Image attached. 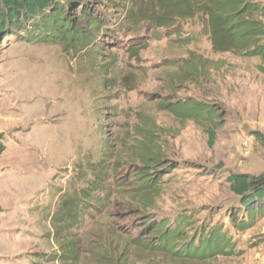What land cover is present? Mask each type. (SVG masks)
I'll return each mask as SVG.
<instances>
[{
  "label": "rangeland",
  "instance_id": "rangeland-1",
  "mask_svg": "<svg viewBox=\"0 0 264 264\" xmlns=\"http://www.w3.org/2000/svg\"><path fill=\"white\" fill-rule=\"evenodd\" d=\"M228 1L91 0L65 15L100 32L0 39V264H264L230 183L264 178V0Z\"/></svg>",
  "mask_w": 264,
  "mask_h": 264
},
{
  "label": "trees",
  "instance_id": "trees-1",
  "mask_svg": "<svg viewBox=\"0 0 264 264\" xmlns=\"http://www.w3.org/2000/svg\"><path fill=\"white\" fill-rule=\"evenodd\" d=\"M90 1L91 0H0V39L12 35L17 36L20 31L27 29L29 26L33 28L37 27V30L51 29V34L55 33V30H58V32L62 33L60 38L64 37L65 34L68 35L72 31L76 36H80L82 33L90 34L93 32H100L101 28L96 20L92 21L90 24V28L93 32H83L79 28L73 27L72 21L65 15L67 5L69 8L75 5L76 7L82 6L84 8ZM238 4V0H230L225 2L224 5L227 10H232L229 13L237 15L241 10L234 11ZM84 15H88L87 9ZM76 39L77 37L73 42L76 41ZM192 107H194L193 104H188L187 106L185 104L182 105V109H185L187 113L193 109ZM3 150L4 148L0 147V155ZM140 178L143 180L147 179L145 176H140ZM230 183L232 191L241 199V207L247 211L250 217L255 218L258 215L264 214V178L254 179L248 175L236 174L230 177ZM218 241L216 236L211 237L210 242L205 247L201 248L203 254L200 257H204L205 253L207 254L208 252H217L220 250ZM224 246L225 244L221 247ZM195 250L199 251V247ZM192 251L193 250L190 248L187 255L196 256L197 254L194 252L190 253Z\"/></svg>",
  "mask_w": 264,
  "mask_h": 264
},
{
  "label": "built area",
  "instance_id": "built-area-1",
  "mask_svg": "<svg viewBox=\"0 0 264 264\" xmlns=\"http://www.w3.org/2000/svg\"><path fill=\"white\" fill-rule=\"evenodd\" d=\"M243 148H244V151L247 153L248 149H249V146H248L247 142L243 144Z\"/></svg>",
  "mask_w": 264,
  "mask_h": 264
}]
</instances>
